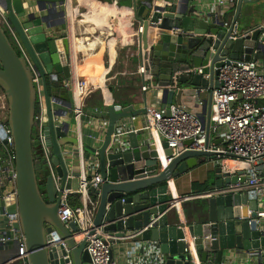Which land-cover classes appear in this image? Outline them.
Segmentation results:
<instances>
[{
    "label": "water",
    "instance_id": "95a60500",
    "mask_svg": "<svg viewBox=\"0 0 264 264\" xmlns=\"http://www.w3.org/2000/svg\"><path fill=\"white\" fill-rule=\"evenodd\" d=\"M1 3L42 79L48 116L46 143L52 148V164L59 180L57 187L45 159L34 155L37 92L33 74L0 25V92L9 104L8 124L16 157V209L27 253L25 264H92L87 237L76 239L82 234L79 224L71 221L66 225L59 208L65 190L75 193L80 177L89 179L96 172L101 183L87 188L90 198L98 201L88 234L102 229L133 238V251L139 255L134 264H225V252L242 256L244 264H264V221L257 220L258 200L250 193L202 196L197 211L184 222L170 208L171 202L177 200L171 193L170 179L187 173L202 157L217 162L215 180L208 192L245 183L247 175L245 171L233 175L229 167L222 168L215 151L187 148L173 157L167 142L158 144L146 130L136 131L127 121L143 113L146 106L139 112L131 105L122 107L111 100L108 92V127L103 141L84 143L83 136V148L78 153L81 157L67 155L64 145L77 140L68 137L71 124L63 120L67 111L54 108V95L63 86L62 75L66 79L72 73L74 39L68 32L59 35L56 31L67 25V0ZM132 9L134 24L143 31L132 42L131 61L145 66L143 80L151 82L162 107L169 108L175 102L180 105L182 96L190 90L197 97H208L201 119L209 143L213 93L200 94L197 89L219 87L215 78L218 70L214 69L224 64L225 57L250 60L259 31L245 35L246 30L238 29L240 5L229 24L215 6H208L204 0H133ZM55 17L60 18L58 23ZM114 20L109 17V22ZM114 28L118 27L111 30ZM235 29L239 32L237 38L233 36ZM258 48L264 53V46ZM199 68L202 73H198ZM52 86L58 92H52ZM67 91L65 107H70ZM144 99L148 105L146 93ZM191 143L187 141V147ZM170 158L163 167V161ZM45 167L48 175L42 187L38 171ZM53 230L66 247L57 241L48 243V234Z\"/></svg>",
    "mask_w": 264,
    "mask_h": 264
},
{
    "label": "built area",
    "instance_id": "2783aa9c",
    "mask_svg": "<svg viewBox=\"0 0 264 264\" xmlns=\"http://www.w3.org/2000/svg\"><path fill=\"white\" fill-rule=\"evenodd\" d=\"M235 2L236 0H220L219 3L233 5ZM229 23L226 21V24ZM0 25L7 33L13 47L26 60L33 74L37 92L33 133L42 149V158L45 159L50 174L53 176L56 186L59 187V180L55 175V168L52 164V148L46 143L45 128L48 116L42 79L11 24L7 16V10L1 0ZM142 31L143 27L138 26L132 38L137 39ZM246 31L245 35L259 31L256 45L251 53V59L225 57L222 60L224 64L214 69L215 71L218 70V75L215 78L220 83L219 87H200L197 89L200 94H206L209 91L213 93L210 134L222 136L224 146H217L210 141L208 143L207 130L201 117L189 110L185 104H172L169 108L146 105L145 111L142 113L145 122L143 129L158 144L163 141L167 142L168 147L172 149L173 157L187 148L215 151L218 154L217 158L221 162L222 168L229 167L233 175L239 171H245L247 175L245 183L238 182L236 185H230L215 192L204 193L203 196L208 197L213 193L247 192L249 190L248 193L258 200L259 208L256 218L258 221H264V53H262V58L257 57L261 53L258 46H264V25L255 26ZM238 35V29H235L233 36L237 38ZM131 40L132 43L134 39ZM71 61L72 73L69 78L63 80V86L71 93L74 126L79 135L81 151L83 148L81 141L83 137L82 124L85 122L90 129H94L101 134L99 136L95 133H89L94 142L100 143L103 141L108 127V111L96 108L93 114H86V99L91 93V88L85 76L76 72L77 65L73 55H71ZM138 73L143 77L146 73L145 66L141 65L138 68ZM198 73H202L201 68L198 69ZM206 77L209 78L210 74H207ZM148 88L150 86L144 82L142 90L146 91ZM204 103L203 100H200V104L204 105ZM85 117L86 119H84ZM135 118L136 116H131L130 120L132 121ZM8 119V100L5 94L0 92V247L9 241L15 242L14 253L0 264H25L27 253L24 236L20 228L13 225V222L18 220V212L17 209L11 210V207H17L16 157L14 139ZM55 121L57 122V118H55ZM96 139L98 141H95ZM189 140L192 143L187 147L186 142ZM172 158L163 161V167L168 165ZM228 161H239L243 165L232 166ZM80 180V186L73 194L79 195L81 205L71 206L68 198L71 193L65 190L60 202L59 216L66 225L71 221H76L79 224L82 233L80 235L81 240L85 237L88 239L86 248L91 256L92 264H115L111 256L112 247L109 242L111 236L102 229H97L92 235L88 234L93 224L98 201L90 198L87 188L89 186L97 187L101 183L100 175L96 172L89 179L82 175ZM180 198L182 199V197H178L177 200ZM177 200L171 202L170 208L180 211ZM9 232L13 233V237L9 236ZM56 241L58 245L66 247V242L60 234L53 230L48 234V243Z\"/></svg>",
    "mask_w": 264,
    "mask_h": 264
},
{
    "label": "crops",
    "instance_id": "0c3cea01",
    "mask_svg": "<svg viewBox=\"0 0 264 264\" xmlns=\"http://www.w3.org/2000/svg\"><path fill=\"white\" fill-rule=\"evenodd\" d=\"M132 1L133 0H67V25L59 26L56 31L59 35L68 32L70 38L74 39V45L71 44V54L76 60V72L85 76L91 88V93L86 99V114H93L96 108L108 111V104L110 103L108 92H110L111 100H113L115 104L121 105L122 107L131 105L136 112H139L146 106V101L144 99L145 93L147 94L148 105L155 107L162 106L160 99L156 97V92L152 90L150 81H146L145 83L148 84L150 88L146 91L142 90L144 80L142 75L138 73V68L141 64L138 61H131V55L134 53L131 39H134L132 36H134L137 29V26L131 27V24L134 23ZM204 1L211 7H214V4L216 9L228 22L234 19L240 5L238 29L248 30L255 26L264 25L263 20L261 22L253 20L252 22L246 17V15L250 13L251 6H255L252 4H254L256 0H236L233 5L229 3L220 4V0ZM93 5L98 7L105 15H111L114 19L115 17L118 19V22L124 29L121 38L119 36V28L108 31L103 26L105 30L102 28L103 31H98L99 29L96 30L97 28H95V26H102L93 18ZM54 21L58 23L60 18L55 17ZM114 35L117 36L116 42L111 44L113 40L111 37ZM62 79H65L63 75ZM51 90L52 92H58L54 86H52ZM66 91L67 89L62 86L61 90L54 95L56 98L54 108L61 109L63 107L67 111V115L63 120L69 121L71 124L68 137H74L77 140V143H66L63 150L70 157L79 158L81 157V154H78L79 152L81 153L79 147L80 139L74 126L75 121L73 119L72 106L65 107L68 103L64 98ZM69 94L71 97L70 91ZM207 99L208 97L205 95L197 97L195 92L193 93V91L190 90L182 96L181 104H185L189 110L197 113L202 118L204 105L200 104V100L206 103ZM70 100L72 103V98H70ZM174 104L178 103L175 102ZM135 116L136 118L134 120L131 121L129 118L127 121L133 125L134 130L143 129L145 122L142 113ZM84 119H86V117ZM81 132L84 136V143H89L93 140L90 138L89 133H95L101 136V134L94 129H90L85 122L82 124ZM95 141H98V139ZM210 142L217 146H224L225 144L222 136L213 133L210 134ZM183 148L185 147L183 146ZM216 163L217 162H214L209 157H202L197 160V165L187 173L176 180L170 179L174 184L173 190L170 183L171 193L174 197H182V199L180 198L177 200L179 202L180 211L175 210L183 222L188 221L193 213L197 211L201 205L200 202L204 197V193L210 190L211 186L209 190L202 192V189L211 185L215 180L214 166ZM248 191L249 190H247V193ZM8 234L10 237H13V233L9 232ZM108 234L111 236L109 242L112 247V260L115 264H134L139 261L137 251H133L135 245L133 238ZM81 238L80 236L76 239L80 241ZM14 248V241H9L0 247V263L11 257L14 253ZM225 253L227 255L225 264H244L242 256L235 252Z\"/></svg>",
    "mask_w": 264,
    "mask_h": 264
},
{
    "label": "rangeland",
    "instance_id": "374dc122",
    "mask_svg": "<svg viewBox=\"0 0 264 264\" xmlns=\"http://www.w3.org/2000/svg\"><path fill=\"white\" fill-rule=\"evenodd\" d=\"M200 6H202L201 3H199ZM213 4V3H211ZM252 5H255V6H251V10H250V13L248 15H246V17L248 18L249 21H252L255 20V21H258V22H261L263 20L264 22V0H256L254 4ZM213 6H215L213 4ZM243 24V23H242ZM95 26V25H94ZM118 27V25H116L115 23L111 22L110 21V28H113V27ZM136 25L134 23L131 24V27H135ZM95 28H97L96 30L100 31L102 29H104V27H99V26H95ZM102 28V29H101ZM106 28V27H105ZM119 28V27H118ZM105 30V29H104ZM103 31V30H102ZM262 52L257 56L258 58H262ZM235 163V162H234ZM231 164V162H230ZM236 164V163H235ZM238 165L239 166H242L243 164L241 162H238ZM16 209L15 206L14 207H11V210H14ZM13 225L15 227H19V221L16 220L13 222ZM18 263H20V261H18Z\"/></svg>",
    "mask_w": 264,
    "mask_h": 264
},
{
    "label": "trees",
    "instance_id": "16d2710c",
    "mask_svg": "<svg viewBox=\"0 0 264 264\" xmlns=\"http://www.w3.org/2000/svg\"><path fill=\"white\" fill-rule=\"evenodd\" d=\"M33 150H34V155L37 156L39 159H41L42 158V149H41L40 145L38 144V142L36 141V137H35L34 133H33ZM47 175H48L47 167H45V170H39L38 171V180H39V183L42 185V187H44V185H45ZM209 187H210V185H208L207 187L202 189V192L209 190ZM68 198H69V202H70L71 206L76 207V206L81 205V200H80V197L78 194H70Z\"/></svg>",
    "mask_w": 264,
    "mask_h": 264
},
{
    "label": "bare ground",
    "instance_id": "6f19581e",
    "mask_svg": "<svg viewBox=\"0 0 264 264\" xmlns=\"http://www.w3.org/2000/svg\"><path fill=\"white\" fill-rule=\"evenodd\" d=\"M92 15H93V18L97 21V22H99L100 24H101V26L103 27H106L105 29H107L108 31H111V28H110V22H109V17L111 16V15H105L98 7H96V6H94L93 5V7H92ZM114 22H115V24L116 25H118V27H119V31H120V38H121V35H122V32H124V29L122 28V26L120 25V23L118 22V19L115 17V20H114ZM103 24V25H102ZM116 42V38H114L112 41H111V44L112 43H115ZM126 42H128V41H126ZM125 42V43H126ZM74 45V44H73ZM94 45V44H93ZM76 47V46H75ZM77 47H80V46H77ZM85 47V46H84ZM89 47V46H88ZM90 47H91V45H90ZM89 47V48H90ZM92 48V47H91ZM85 49V48H84ZM83 49V50H84ZM73 50V49H72ZM75 50V49H74ZM77 51V50H76ZM85 52V51H84ZM230 162L231 161H228V163L230 164ZM238 162L239 161H237V162H231V164L230 165H232V166H239L238 165ZM170 183H171V186H172V189L174 190V184H173V181L171 180L170 181Z\"/></svg>",
    "mask_w": 264,
    "mask_h": 264
}]
</instances>
